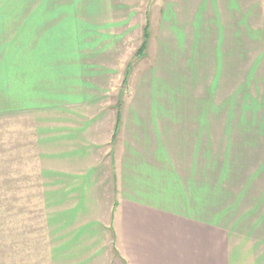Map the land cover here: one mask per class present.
I'll list each match as a JSON object with an SVG mask.
<instances>
[{"label": "rangeland", "instance_id": "obj_1", "mask_svg": "<svg viewBox=\"0 0 264 264\" xmlns=\"http://www.w3.org/2000/svg\"><path fill=\"white\" fill-rule=\"evenodd\" d=\"M199 2L142 0L136 8L113 11V3L102 0H0L1 109L10 105L4 100L9 68L22 74L36 66L27 63L10 67L12 53H26L33 60L44 56L42 48L54 52L46 43L55 35L47 33V28L38 32L39 28L56 25L54 18L53 24L50 22L47 12L61 15L58 22L74 28L75 33L67 37H74V45L80 44L79 57L86 54L71 66L57 63L58 56L53 55L43 71L45 75H58L59 81L49 82L52 90L46 89L42 99L45 102L34 109L38 104L32 106L29 112L0 114V264H41L47 251L41 206L43 175L66 169L67 150L72 149L71 138H66L73 133L70 128H82L78 137L99 145L91 152V162L109 152L110 132L120 106H125V130V125L128 128L135 119L134 110L147 111V121L158 118V128L164 129L160 118L164 110L170 125L164 139L171 138L177 130L186 133L185 143L174 146L179 151L177 156L188 153L187 160L197 168L191 172L195 177L200 163L202 169L207 167L209 171H218L230 163L232 155L227 151L232 150L231 132L226 127L231 123L238 128L246 126L243 114L248 112L243 111L250 104L249 95L263 90L259 66L254 77H249L256 56L252 49L257 44H249L244 35L232 32H194L206 29L192 26ZM168 3L174 6L171 13L175 14L168 21L170 24L161 21ZM130 13L127 19L125 14ZM24 27L27 32L33 29L37 33H24ZM145 27L149 29V40L140 59ZM87 43L94 44L90 52L93 56H88ZM231 46L233 59H229ZM59 85L63 91H59ZM232 96L235 99L231 103ZM216 106L217 110H211ZM172 115L178 118L174 125L170 121ZM124 138L125 132L119 141ZM103 163L107 168L110 159ZM216 185V180H209L207 192L213 200ZM219 185L223 186L221 181ZM202 204L209 212L215 208L211 201L208 206Z\"/></svg>", "mask_w": 264, "mask_h": 264}, {"label": "crops", "instance_id": "obj_2", "mask_svg": "<svg viewBox=\"0 0 264 264\" xmlns=\"http://www.w3.org/2000/svg\"><path fill=\"white\" fill-rule=\"evenodd\" d=\"M102 1L112 2L113 11H124L136 8L142 0H134L135 4L132 0ZM199 1L192 26L206 29L194 32H232L244 35L249 44H257L252 49L256 56L249 77L259 66L263 90L249 95L250 104L243 111L248 112L243 114L246 126L238 128L231 123L226 127L231 132L232 150L227 151L232 155L230 163L218 171L204 170L200 163L195 177L191 172L197 168L187 160L188 153L177 156L179 151L174 146L185 143L186 133L177 130L164 139L170 129L164 110L160 117L164 129L158 128V118L149 122L147 111L133 108L135 119L128 128L125 125V130V106H120L110 132V150L93 162L91 152L99 145L78 137L82 128H70L73 133L66 138H71L72 149L67 150L66 169L43 175L41 206L47 251L41 264L44 260V264H264V0ZM173 7L171 3L165 6L163 23L175 17ZM47 16L51 23L54 18L55 26L34 28L58 34L59 39L46 43L54 52L42 48L44 56L33 60L26 53H12L10 67L27 63L36 66L22 74L9 68L4 100L10 105L0 108V114L29 112L45 102L42 99L47 90H52L49 82L59 81L58 75H45L43 71L53 55L57 54V63L68 66L77 65L76 61L86 56L79 57L80 44L74 45V37H67L75 33L74 28L58 22L61 15L47 12ZM172 24L176 26L175 21ZM91 45L86 46L88 56L94 55L90 53L94 50ZM233 49H229V59H233ZM233 115L238 117L235 112ZM177 120L170 116L172 125ZM123 132L125 138L120 142ZM107 158L110 164L106 168L103 161ZM227 171L229 175L225 176ZM213 179L217 182L214 200L207 192L208 182ZM227 194L231 198L227 199ZM210 201L215 208L209 212L202 203L208 206Z\"/></svg>", "mask_w": 264, "mask_h": 264}, {"label": "trees", "instance_id": "obj_3", "mask_svg": "<svg viewBox=\"0 0 264 264\" xmlns=\"http://www.w3.org/2000/svg\"><path fill=\"white\" fill-rule=\"evenodd\" d=\"M35 27H38V26H35ZM34 33H36V32H34ZM52 35H55V36H51V37H49V38H47L48 40L47 41H49V43L50 42H52V40L54 39V38H58V34H52ZM29 36H27V38H28ZM59 37H61V35L59 36ZM27 38L26 37H24L23 38V40H27ZM59 39V38H58ZM148 40H149V29H147L146 27L144 28V38H143V43H142V46H141V54H139V55H141L142 56V52H143V49L146 47V45H147V43H148ZM55 43V42H54ZM22 51H24L25 52V48L22 50ZM49 56H51V55H49ZM139 57V56H138ZM35 69V68H34ZM8 74V73H7Z\"/></svg>", "mask_w": 264, "mask_h": 264}]
</instances>
